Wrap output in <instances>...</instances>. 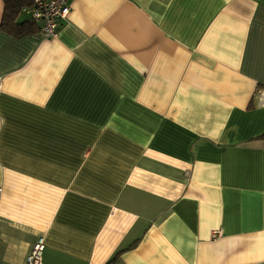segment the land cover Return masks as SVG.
<instances>
[{
    "label": "crops",
    "instance_id": "1",
    "mask_svg": "<svg viewBox=\"0 0 264 264\" xmlns=\"http://www.w3.org/2000/svg\"><path fill=\"white\" fill-rule=\"evenodd\" d=\"M262 136L264 0L0 29V264L40 236L43 264H264Z\"/></svg>",
    "mask_w": 264,
    "mask_h": 264
},
{
    "label": "built area",
    "instance_id": "2",
    "mask_svg": "<svg viewBox=\"0 0 264 264\" xmlns=\"http://www.w3.org/2000/svg\"><path fill=\"white\" fill-rule=\"evenodd\" d=\"M72 0H34L31 8L21 11L32 23L38 26V35L41 38H56L60 26L65 22L71 11ZM218 234H212L215 238ZM45 241L42 236L33 243L24 264H43Z\"/></svg>",
    "mask_w": 264,
    "mask_h": 264
},
{
    "label": "trees",
    "instance_id": "3",
    "mask_svg": "<svg viewBox=\"0 0 264 264\" xmlns=\"http://www.w3.org/2000/svg\"><path fill=\"white\" fill-rule=\"evenodd\" d=\"M33 1L34 0H2L3 14L0 29L15 38L35 35L38 32V26L32 23L28 18L23 21L19 20L22 9L31 8ZM107 264H113V259Z\"/></svg>",
    "mask_w": 264,
    "mask_h": 264
},
{
    "label": "rangeland",
    "instance_id": "4",
    "mask_svg": "<svg viewBox=\"0 0 264 264\" xmlns=\"http://www.w3.org/2000/svg\"><path fill=\"white\" fill-rule=\"evenodd\" d=\"M26 18H27V17H26L25 15H22V14H21L20 17H19V20H20V21H23V20H25Z\"/></svg>",
    "mask_w": 264,
    "mask_h": 264
}]
</instances>
